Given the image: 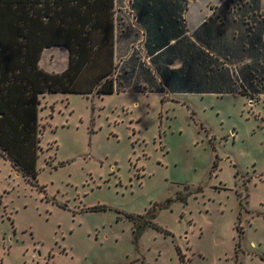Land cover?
<instances>
[{"label": "rangeland", "instance_id": "rangeland-1", "mask_svg": "<svg viewBox=\"0 0 264 264\" xmlns=\"http://www.w3.org/2000/svg\"><path fill=\"white\" fill-rule=\"evenodd\" d=\"M143 89L40 98L36 180L0 154V264H264V97Z\"/></svg>", "mask_w": 264, "mask_h": 264}, {"label": "trees", "instance_id": "trees-1", "mask_svg": "<svg viewBox=\"0 0 264 264\" xmlns=\"http://www.w3.org/2000/svg\"><path fill=\"white\" fill-rule=\"evenodd\" d=\"M187 3L129 0L132 17L126 25L118 23L117 0H0L1 156L36 180L40 98L125 91L131 78L121 80L126 72L118 71L116 42L133 33L148 54L159 56L153 62L160 84L152 91L264 97L263 1L223 0L192 35ZM53 49L68 55L59 73L40 66L43 54ZM161 59L181 64L160 66ZM134 89L144 91L139 85Z\"/></svg>", "mask_w": 264, "mask_h": 264}, {"label": "crops", "instance_id": "crops-1", "mask_svg": "<svg viewBox=\"0 0 264 264\" xmlns=\"http://www.w3.org/2000/svg\"><path fill=\"white\" fill-rule=\"evenodd\" d=\"M128 1L129 0H117L116 8L119 9L123 7V4H125L126 10H128L130 13V6L128 4ZM187 1L188 3L186 5L187 10H186L185 17L187 20V27L189 30V34L192 35L195 31H197L201 27V25L208 18L212 17L215 14V12L217 11V7L219 5L216 6L215 8L209 7L210 8L209 15H207L206 17H204L203 20H201L200 18L202 16V10H201L200 15L198 16H195V14L192 15L190 12L191 4H193L195 1L194 0H187ZM121 9H124V8H121ZM192 9H194V5H192ZM189 14H190V17H189ZM129 15H131V13ZM194 18H196V20H194ZM188 20L191 21L193 29H190ZM135 42H134V36L132 34L131 36L127 35V37L117 38V42H116L115 61L118 66L122 62L121 67H119V70L121 69V73L126 72V74L123 76V78H121V80L122 82L125 83V82H128L129 80L128 78H131V85L125 91L132 90V89L136 90L134 89L135 85L137 86L139 85L142 88L143 86H147L153 90V88L158 87L157 85L160 84L159 76L157 75L156 70H155L156 65L153 62V61L156 62V59H158L159 56L155 58L156 55L154 54L150 55V53L148 54L146 48L144 49L142 45L141 46L138 44L136 45ZM139 47H140V59L139 57L137 58ZM161 58H164V57H161ZM158 63L160 66H164L168 64L170 65V68H178L180 67V64H181L177 60H175L173 64H169L166 61V59H161V61H159ZM165 93L171 94L167 92ZM174 94H177V93H174Z\"/></svg>", "mask_w": 264, "mask_h": 264}]
</instances>
